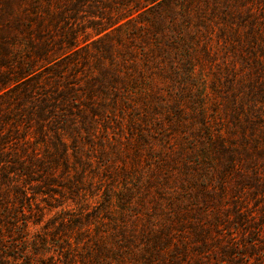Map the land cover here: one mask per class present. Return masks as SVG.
<instances>
[{"label":"rangeland","instance_id":"obj_1","mask_svg":"<svg viewBox=\"0 0 264 264\" xmlns=\"http://www.w3.org/2000/svg\"><path fill=\"white\" fill-rule=\"evenodd\" d=\"M0 138V264H264V0H0Z\"/></svg>","mask_w":264,"mask_h":264},{"label":"trees","instance_id":"obj_2","mask_svg":"<svg viewBox=\"0 0 264 264\" xmlns=\"http://www.w3.org/2000/svg\"><path fill=\"white\" fill-rule=\"evenodd\" d=\"M2 144H3V138H0V161L2 160V158H4L3 151L1 148ZM1 179H3V176H1Z\"/></svg>","mask_w":264,"mask_h":264}]
</instances>
